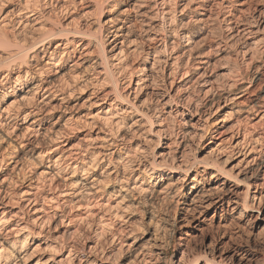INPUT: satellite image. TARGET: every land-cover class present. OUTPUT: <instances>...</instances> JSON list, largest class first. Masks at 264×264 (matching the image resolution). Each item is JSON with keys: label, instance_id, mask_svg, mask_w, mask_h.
Listing matches in <instances>:
<instances>
[{"label": "bare ground", "instance_id": "1", "mask_svg": "<svg viewBox=\"0 0 264 264\" xmlns=\"http://www.w3.org/2000/svg\"><path fill=\"white\" fill-rule=\"evenodd\" d=\"M243 237L264 0H0V264L261 263Z\"/></svg>", "mask_w": 264, "mask_h": 264}, {"label": "rangeland", "instance_id": "2", "mask_svg": "<svg viewBox=\"0 0 264 264\" xmlns=\"http://www.w3.org/2000/svg\"><path fill=\"white\" fill-rule=\"evenodd\" d=\"M247 230H249V228H246ZM245 229V230H246ZM248 233V231H246ZM244 239L241 241V243L243 245H246L247 247H249L251 250H253L252 248H254V251H256L258 253V261L262 263V261L264 260V251H259L257 248H255V246L253 247L252 245L253 242L250 240L247 242V239L245 237H243ZM248 243V244H247ZM252 243V244H251ZM260 252V253H259ZM175 255V252L173 249H171V253L167 256V259L170 260L172 258V256ZM259 263V264H261Z\"/></svg>", "mask_w": 264, "mask_h": 264}]
</instances>
